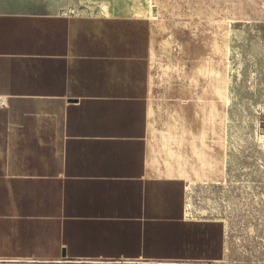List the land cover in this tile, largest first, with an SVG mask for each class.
Segmentation results:
<instances>
[{
  "label": "crops",
  "instance_id": "crops-1",
  "mask_svg": "<svg viewBox=\"0 0 264 264\" xmlns=\"http://www.w3.org/2000/svg\"><path fill=\"white\" fill-rule=\"evenodd\" d=\"M73 1L0 0V264H226L227 219L148 139V19Z\"/></svg>",
  "mask_w": 264,
  "mask_h": 264
},
{
  "label": "rangeland",
  "instance_id": "rangeland-1",
  "mask_svg": "<svg viewBox=\"0 0 264 264\" xmlns=\"http://www.w3.org/2000/svg\"><path fill=\"white\" fill-rule=\"evenodd\" d=\"M150 1L155 18L143 16L150 32L149 142L157 153L172 148L194 177L189 208L227 219L226 264H264V0ZM140 2L147 0H74L71 6L129 14ZM211 67L227 81L225 88L221 81L226 102L211 87ZM188 74L195 81L197 128L187 124L194 118L191 101L181 109L176 104L190 88ZM194 130L203 139L199 156L191 153Z\"/></svg>",
  "mask_w": 264,
  "mask_h": 264
},
{
  "label": "bare ground",
  "instance_id": "bare-ground-1",
  "mask_svg": "<svg viewBox=\"0 0 264 264\" xmlns=\"http://www.w3.org/2000/svg\"><path fill=\"white\" fill-rule=\"evenodd\" d=\"M135 2H133V3H135ZM151 6H152L151 1L147 0L146 5H144L143 3L140 2V4H138V6L131 7L130 10H131L132 13L138 14L140 16H146V17H150V18H155L154 13L151 12ZM191 50H193V49H191ZM192 53H193V51H192ZM219 67H220V63H219ZM222 80H223V78L221 76L220 69L218 68V70H215L214 67H211V84H212L211 87L214 90L215 95L219 99H222L224 102H226L227 97H224V92L222 90V83H221ZM223 85H224V88H225L226 85H227V81L226 80L225 81L223 80Z\"/></svg>",
  "mask_w": 264,
  "mask_h": 264
},
{
  "label": "built area",
  "instance_id": "built-area-1",
  "mask_svg": "<svg viewBox=\"0 0 264 264\" xmlns=\"http://www.w3.org/2000/svg\"><path fill=\"white\" fill-rule=\"evenodd\" d=\"M0 106L1 107L6 106V99L2 96H0Z\"/></svg>",
  "mask_w": 264,
  "mask_h": 264
}]
</instances>
